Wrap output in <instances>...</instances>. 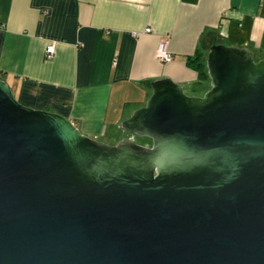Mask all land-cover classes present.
<instances>
[{
    "label": "water",
    "instance_id": "95a60500",
    "mask_svg": "<svg viewBox=\"0 0 264 264\" xmlns=\"http://www.w3.org/2000/svg\"><path fill=\"white\" fill-rule=\"evenodd\" d=\"M109 145L0 79V264H264V58L222 43Z\"/></svg>",
    "mask_w": 264,
    "mask_h": 264
},
{
    "label": "crops",
    "instance_id": "0c3cea01",
    "mask_svg": "<svg viewBox=\"0 0 264 264\" xmlns=\"http://www.w3.org/2000/svg\"><path fill=\"white\" fill-rule=\"evenodd\" d=\"M160 40L168 62L156 58ZM218 43L263 59L264 0H0V79L20 103L63 115L99 141H122L121 122L156 79L205 92L209 81L196 83L186 59L196 50L206 59Z\"/></svg>",
    "mask_w": 264,
    "mask_h": 264
},
{
    "label": "trees",
    "instance_id": "16d2710c",
    "mask_svg": "<svg viewBox=\"0 0 264 264\" xmlns=\"http://www.w3.org/2000/svg\"><path fill=\"white\" fill-rule=\"evenodd\" d=\"M186 63L198 73L196 83L209 81V76L205 65V58L202 57V53L199 50H196L194 55L187 57Z\"/></svg>",
    "mask_w": 264,
    "mask_h": 264
},
{
    "label": "built area",
    "instance_id": "2783aa9c",
    "mask_svg": "<svg viewBox=\"0 0 264 264\" xmlns=\"http://www.w3.org/2000/svg\"><path fill=\"white\" fill-rule=\"evenodd\" d=\"M146 32L150 31V28H145ZM54 51V46L53 44H49L46 46L45 49V54L47 57H50ZM155 55L157 60L160 62H168L172 59V53L168 48V41L167 40H160L157 43L156 50H155Z\"/></svg>",
    "mask_w": 264,
    "mask_h": 264
},
{
    "label": "rangeland",
    "instance_id": "374dc122",
    "mask_svg": "<svg viewBox=\"0 0 264 264\" xmlns=\"http://www.w3.org/2000/svg\"><path fill=\"white\" fill-rule=\"evenodd\" d=\"M183 90L185 93H189V90H187V89H183ZM123 140H131V141L138 143V144H141V145H150V143H151V140L149 138L141 137V136L131 134V133L122 134V141ZM102 141L104 143L109 144V145H116L119 143V142H116L117 140L111 136L106 137L105 139H102Z\"/></svg>",
    "mask_w": 264,
    "mask_h": 264
}]
</instances>
